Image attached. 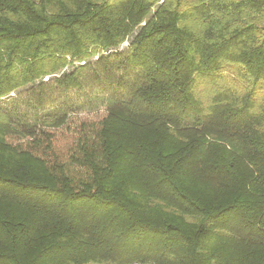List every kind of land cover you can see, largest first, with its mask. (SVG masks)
I'll use <instances>...</instances> for the list:
<instances>
[{"label": "trees", "instance_id": "trees-1", "mask_svg": "<svg viewBox=\"0 0 264 264\" xmlns=\"http://www.w3.org/2000/svg\"><path fill=\"white\" fill-rule=\"evenodd\" d=\"M0 264H264V0H0Z\"/></svg>", "mask_w": 264, "mask_h": 264}, {"label": "rangeland", "instance_id": "rangeland-1", "mask_svg": "<svg viewBox=\"0 0 264 264\" xmlns=\"http://www.w3.org/2000/svg\"><path fill=\"white\" fill-rule=\"evenodd\" d=\"M156 8V5H155V7H153L152 8V12H151V14L153 13V11H154V9ZM149 17H150V15H149ZM145 23V20H144V22L142 23V24H144ZM131 37H132V35H130L129 36V39L128 40H126L120 47H119V49L118 50H124L126 47H127V45H128V42H129V40L131 39ZM16 93H12L11 95H13L14 97L16 96L15 95ZM76 95V94H75ZM98 107H100V106H98ZM85 110H87V109H85ZM81 114V113H80Z\"/></svg>", "mask_w": 264, "mask_h": 264}]
</instances>
